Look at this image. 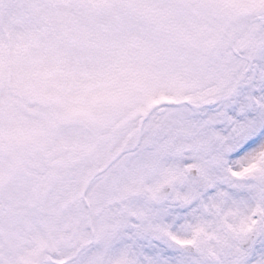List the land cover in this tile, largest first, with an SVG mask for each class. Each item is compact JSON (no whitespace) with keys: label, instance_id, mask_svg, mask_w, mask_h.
<instances>
[{"label":"snow or ice","instance_id":"obj_1","mask_svg":"<svg viewBox=\"0 0 264 264\" xmlns=\"http://www.w3.org/2000/svg\"><path fill=\"white\" fill-rule=\"evenodd\" d=\"M0 264H264V0H0Z\"/></svg>","mask_w":264,"mask_h":264}]
</instances>
